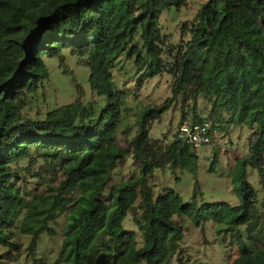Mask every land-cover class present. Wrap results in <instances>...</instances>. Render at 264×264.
<instances>
[{
  "label": "trees",
  "instance_id": "16d2710c",
  "mask_svg": "<svg viewBox=\"0 0 264 264\" xmlns=\"http://www.w3.org/2000/svg\"><path fill=\"white\" fill-rule=\"evenodd\" d=\"M185 1L0 0V246L8 255L18 252L9 231L16 222L34 242L64 214L61 252L68 264H169L187 217L196 227L212 220L222 231L236 228L237 252L227 264H264V243L252 235L264 231V213L246 171L250 164L264 177V0H208L181 29L180 44L163 53L159 15ZM65 51L84 60L98 100L84 101L77 86L71 103L30 116L25 110L49 78L43 58ZM120 56L142 71L136 89L162 73L172 78L170 97L142 106L132 126L122 112L135 94L114 74ZM199 97L211 102L212 124L227 115L250 131L247 156L231 177L235 206L184 203L172 191L155 195L148 184L165 167L196 174L190 147L175 140L162 147L149 129L173 103L183 107ZM129 153L139 175L104 196ZM23 167L37 172L28 197V186L16 184Z\"/></svg>",
  "mask_w": 264,
  "mask_h": 264
},
{
  "label": "rangeland",
  "instance_id": "374dc122",
  "mask_svg": "<svg viewBox=\"0 0 264 264\" xmlns=\"http://www.w3.org/2000/svg\"><path fill=\"white\" fill-rule=\"evenodd\" d=\"M208 0H186L184 5L176 9L171 7L159 15V27L165 37L162 47L167 53L171 47L180 44V31L189 28L197 12ZM43 61L48 69L49 78L45 88L39 91L30 100L25 113L34 116L35 111L44 113L53 108L71 103L76 97V87L83 93L84 101H94L98 98L90 90L88 82V68L83 59L70 56L67 51L60 57L47 58ZM62 62V67L59 62ZM167 66L170 63L168 56H163ZM64 70L66 73H64ZM142 73L133 65V59L120 56L116 62L114 74L127 80L135 96H130L126 102V110L122 112L124 124L133 125L138 117V111L145 105H159L170 97L172 78L162 73L150 79H143L136 89L135 81ZM210 101V100H209ZM207 98L199 97L196 102L190 101L181 106L180 100L163 113L158 120L151 123L149 138L159 141L165 147L175 140V134L182 117L187 121L205 120L213 122L215 113L211 114L212 105ZM216 133L212 135L209 144L192 149L197 158V171L195 175L184 169L169 167L154 170L148 177V184L155 195L172 191L180 196L184 203L197 205H212L227 203L235 206L239 199L235 193L231 177L238 160L247 156L249 129L245 124L229 122V117L224 115L223 122L214 124ZM264 175V160H263ZM247 181L256 193L255 206L259 213H264V177H261L257 168L247 165ZM36 169L23 167L17 178L16 184L28 186L26 196L32 194V183ZM139 175V163L133 160L131 153L127 154L122 162L118 163L111 173L110 180L105 187V195L110 188L121 181L135 178ZM44 183L45 179H38ZM264 223V216L261 218ZM19 223L16 222L9 228L12 233L11 242L17 246L18 252H9L0 246V264H68L61 252L62 232L65 226L64 214H60L49 222L50 231L43 230L37 239L32 242L31 236L19 232ZM183 239L180 248L171 258L169 264H227L236 255V228L231 231H222L221 225L212 220L205 221L196 227L187 218L183 217ZM241 230L244 227L240 228ZM253 239L264 243V231H256ZM247 239V234L244 233Z\"/></svg>",
  "mask_w": 264,
  "mask_h": 264
},
{
  "label": "built area",
  "instance_id": "2783aa9c",
  "mask_svg": "<svg viewBox=\"0 0 264 264\" xmlns=\"http://www.w3.org/2000/svg\"><path fill=\"white\" fill-rule=\"evenodd\" d=\"M216 133L215 125L209 121H183L175 134V141L191 149L209 144L212 135Z\"/></svg>",
  "mask_w": 264,
  "mask_h": 264
}]
</instances>
